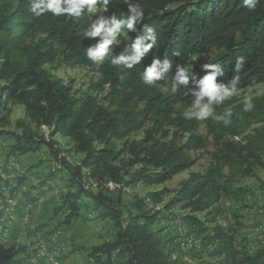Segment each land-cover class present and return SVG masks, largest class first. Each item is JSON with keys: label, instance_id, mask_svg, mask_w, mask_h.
Masks as SVG:
<instances>
[{"label": "trees", "instance_id": "obj_1", "mask_svg": "<svg viewBox=\"0 0 264 264\" xmlns=\"http://www.w3.org/2000/svg\"><path fill=\"white\" fill-rule=\"evenodd\" d=\"M136 2L145 10L144 21L138 28L142 30L144 23L154 27L158 42L141 64L129 70L109 61L97 66L87 58L86 48L99 39L84 36L94 14L85 11L81 17L73 18L45 13L37 17L30 11V0H0V104L23 105L25 118L38 128L47 126L51 139L46 140L36 131L19 135L2 130L0 135L15 138L26 153L42 145L54 148L55 136L70 138L76 151L84 155L81 163L69 166L73 183L150 186L164 183L193 165L190 153L205 147L206 138L198 132V121L186 119L183 108L176 109L173 94L162 92L158 84L170 82L178 64L193 67L196 78L202 77V65L193 60L198 52L216 49V54L204 63H219L224 68L225 77H218V82L235 74L236 60L241 56L244 64L238 73L239 88L264 82V0L254 11L246 9L242 0ZM97 7L104 12L101 4ZM127 8L124 0H110L104 14L126 15ZM137 34L130 32V37L134 39ZM118 39L123 40L121 35ZM122 50L119 45L115 47L116 53ZM174 51H179V57L172 55ZM154 55L161 60L167 56L172 69L167 81L148 86L142 80V71ZM46 64L90 67L99 73L93 89L109 87L108 104L97 101L88 92L73 93L62 78L49 72ZM192 87L191 80L188 87H180L190 98L186 106H191ZM252 102L254 108L248 112L243 110V100H226L215 106L217 116L229 109L232 112L227 125L211 117L207 119L212 138L219 146L217 160L205 172L194 173L184 181L170 204L185 202L193 212L213 210L225 189L220 179L226 167L233 175L243 176L257 166L264 168V92L254 96ZM147 122L151 125L144 137L130 140L129 136ZM172 126L187 133L186 139L179 141L177 132L169 138L166 127ZM245 132H249L244 136L245 142L223 140L225 136H241ZM124 153L128 156L123 157ZM136 165L139 167L133 169ZM41 189L47 190L48 184L41 185ZM86 192L100 217L113 220L117 229L114 239L93 246L89 253L93 264H106L105 258L113 255L123 256L125 264H171L161 238L151 229L158 215L154 207L164 201V191L150 192L147 198L135 195L125 210L101 190ZM78 194L81 193H66L58 209L69 206L67 223L80 216ZM25 195L27 201H37L30 191ZM210 231L204 243L212 245L210 257H222L221 264H264V245L254 252L242 251L236 247L228 226L216 224Z\"/></svg>", "mask_w": 264, "mask_h": 264}, {"label": "rangeland", "instance_id": "obj_2", "mask_svg": "<svg viewBox=\"0 0 264 264\" xmlns=\"http://www.w3.org/2000/svg\"><path fill=\"white\" fill-rule=\"evenodd\" d=\"M100 12L102 10L98 8L97 14ZM121 37L123 40L118 39L120 47L123 48L131 43L130 32L122 33ZM215 54L216 49L210 48L195 54L193 60H197L202 65ZM45 67L49 72L62 78L71 87L73 93L88 92L97 101L108 104L109 87L106 86L104 90L93 89L92 84L97 81L99 73L90 67L78 64L74 66L46 64ZM158 87L164 93L173 94L176 99V109L181 107L185 112L190 108L186 106L190 98L182 88H179V93L174 95L171 92L170 82L164 85L158 84ZM240 90L239 95L233 96L228 101H240L245 95L253 98L263 93L264 82ZM150 125L151 122H147L140 131L132 133L129 139H142ZM198 128V132L206 138V146L191 151L190 155L194 159L191 167L161 184L149 186L138 183L127 187L121 186L122 189L111 183L103 185H94L92 181L73 183L69 166L81 163L83 154L76 151L70 138L55 136L52 138L53 144L55 143L54 148L42 145L26 153L17 145L15 138L0 135V198L2 196L13 198L17 195L20 198L16 201L21 206L20 203L24 199L28 200L24 197L25 195H22L26 193H22V190L27 189L37 193V197L41 199L36 206L32 202L30 213L26 215L28 219H26L23 208L18 211L11 236L4 246H1L0 264H5V260L10 261L9 264H28L27 248L30 247L29 253H33L37 242L41 240L59 243L65 248L60 264H63L64 258L65 262L70 260V264H93L89 258L93 246L114 239L117 229L113 220L100 217L94 201L87 197L86 191L88 190L103 191V195L115 203H120L124 210L125 207H129V201L131 202L135 195L147 198L150 192L164 191V201L154 207L158 215L151 229L161 238L162 248L171 264H221L222 257H210L209 251L212 245L204 243V237L211 233V228L216 224L230 228L235 238V245L239 250L254 252L264 245V168L257 166L251 174L243 176L240 173L233 175L226 167L220 179V184L225 189L221 192L219 202L214 206L217 211L210 208L203 212H193L185 206V202L170 204L184 181L194 173L205 172L217 160L215 156L218 157L216 151L219 146L212 138L207 120L198 121ZM166 129L170 131L169 138L173 132H177L179 141L185 140L188 136L187 133L174 126L166 127ZM2 130L19 135L36 131L46 140L51 139L47 126L38 128L34 123L29 122L25 118L24 106L12 102H7L6 106L0 104V131ZM249 132L241 136H225L223 140L232 139L245 142L244 136ZM118 147L121 148L122 144L120 143ZM122 156L127 157L128 155L124 153ZM9 157L10 162H6ZM138 167L139 165H136L133 169ZM4 169L11 170V179L5 177ZM44 184H48L47 190L41 189V185ZM81 187L83 190H80ZM70 191L81 193L78 194L80 216L67 223L66 216L70 213L69 206L62 210L58 209L66 193ZM167 204L169 206H166ZM3 205L6 206L5 203ZM125 216H127L126 211ZM179 225L185 228V232L179 230ZM58 230H61L63 239L58 238ZM2 236L0 234L1 243ZM105 260L106 264H125V258L120 255H113Z\"/></svg>", "mask_w": 264, "mask_h": 264}, {"label": "clouds", "instance_id": "obj_3", "mask_svg": "<svg viewBox=\"0 0 264 264\" xmlns=\"http://www.w3.org/2000/svg\"><path fill=\"white\" fill-rule=\"evenodd\" d=\"M127 4L126 15L117 16L115 13L105 15L108 11L110 0H30V11L34 16L51 13L53 16L66 15L79 18L85 11L88 14H97V5L101 4L104 12L95 15V19L88 24L84 36L87 38H99L94 44L86 48V56L95 65L101 66L109 61L113 66H121L124 69H133L141 64L144 57L158 42V35L154 27L143 24L142 30L138 28L145 18L143 6L136 0H124ZM260 0H242L243 6L254 11ZM124 32L138 33L131 43L126 44L119 53L115 47L120 44L118 37ZM172 55L179 57V51ZM244 64V57L236 60L234 75L227 80L219 81L218 77H225L224 68L219 63H203L205 74L196 78L193 67H185L183 64L176 66L171 78V92L175 93L181 86L188 87L190 80L194 87L191 88L192 102L183 115L188 120L204 121L214 118L225 125L230 123L231 110H226L222 116L215 115V106L223 104L226 100L240 94V72ZM172 69V61L165 56L161 60L153 56L150 65L144 67L142 80L148 86H154L158 81H167ZM254 108L252 97L245 95L243 98V110L251 111Z\"/></svg>", "mask_w": 264, "mask_h": 264}, {"label": "bare ground", "instance_id": "obj_4", "mask_svg": "<svg viewBox=\"0 0 264 264\" xmlns=\"http://www.w3.org/2000/svg\"><path fill=\"white\" fill-rule=\"evenodd\" d=\"M18 198L20 197L17 195L13 198H8L4 196L0 198V204H2L0 205V210L2 211L0 213V234L3 235L2 243L0 242V249L3 242L5 240L7 241L8 238L10 237V234L12 232L13 226L17 218V213L20 210V208H23L25 216L29 215L30 213L31 210L30 208L32 203L24 199L20 203L21 204L20 206L19 203L17 202ZM4 203L6 204V206L3 205ZM26 219H28L27 216ZM5 230H6V236L4 233ZM179 230L185 232V228L181 225H179ZM41 241H42V248H39V243ZM41 241L37 242L36 246L34 247L33 253H29L28 264H38V260H41V256H44V252H50L51 248L56 252H51L50 264H60L65 248L59 243H55V242L49 243L48 240H44V241L41 240ZM5 264H9V263H5Z\"/></svg>", "mask_w": 264, "mask_h": 264}, {"label": "built area", "instance_id": "obj_5", "mask_svg": "<svg viewBox=\"0 0 264 264\" xmlns=\"http://www.w3.org/2000/svg\"><path fill=\"white\" fill-rule=\"evenodd\" d=\"M0 149H1V147H0ZM6 162H10V157H9L8 161L6 160ZM4 175H5V177H8L11 179V170L10 169H4ZM0 205H2V204H0ZM4 233L6 236V230L4 231ZM58 238L63 239L61 230H58ZM64 244L66 246L65 242H64ZM39 248H42V241L39 243ZM51 252H56V251L51 248L50 252H44V256H41V260H38V264H50Z\"/></svg>", "mask_w": 264, "mask_h": 264}, {"label": "crops", "instance_id": "obj_6", "mask_svg": "<svg viewBox=\"0 0 264 264\" xmlns=\"http://www.w3.org/2000/svg\"><path fill=\"white\" fill-rule=\"evenodd\" d=\"M84 157V155H82V158ZM18 184H19V181H18ZM21 184V183H20ZM35 190H38V189H35ZM39 190H41V189H39ZM28 192V190L27 189H23L22 190V193H24V192ZM31 192V191H30ZM37 193H34V192H31V195L33 196V197H36L37 195H36ZM23 196L25 195V193L24 194H22ZM25 198H27L26 197V195L24 196ZM37 198V201H35V202H33L32 200H29V201H32L33 202V204H35V206L37 205V203H40L41 202V199L39 198V197H36ZM29 250H30V247H28L27 248V257L29 258ZM64 257V256H63ZM27 258V260L29 261V259ZM106 259V258H105ZM8 261V260H7ZM28 261H27V263H28ZM69 261L70 260H67L66 262H65V258H64V261H63V264H70L69 263ZM10 262V261H9ZM9 262H6V263H9Z\"/></svg>", "mask_w": 264, "mask_h": 264}]
</instances>
